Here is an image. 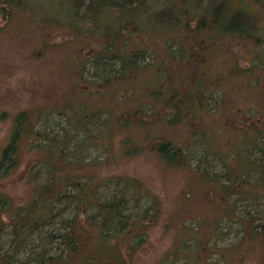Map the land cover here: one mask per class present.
Returning <instances> with one entry per match:
<instances>
[{
	"label": "rangeland",
	"instance_id": "rangeland-1",
	"mask_svg": "<svg viewBox=\"0 0 264 264\" xmlns=\"http://www.w3.org/2000/svg\"><path fill=\"white\" fill-rule=\"evenodd\" d=\"M1 1L0 264H101L109 256L118 260L119 264H264V197L240 198L236 193L231 194L227 198L233 205L234 214L219 221V209L216 208L219 204H214L211 198L204 197L207 184L202 182L203 174L197 170L207 169L217 174L221 180L226 179V170L219 158L212 152L209 153L203 141L201 145L198 144L200 142H194L188 164L169 166L161 158L151 138H164L173 143L185 144L186 138L189 137L187 128L178 127L168 120L170 118L176 121V116L167 113L160 117L158 108L162 112L163 107H157L155 112L158 116L155 119L146 115L147 126L144 129L134 127L132 130L123 128L122 121L116 114L110 120V113L113 111L119 112L124 107L138 106L144 100L151 102L154 97L150 94L144 95L149 91L145 87L160 85L156 74L162 66L160 62L169 64L170 71H173L176 58L183 55L185 49L174 43L175 41L166 43L163 38L165 35H154L150 38L139 31L138 37L142 39L139 46L144 49L150 46V49L134 55L136 62L144 68L139 74V79L125 86L133 85L135 93L125 98L115 97L114 93L117 92H114V88L107 89L99 83L103 81L104 76L112 75L121 68V60L109 59L102 54L99 43L104 42V39L98 32L96 37H87L85 33L78 37L77 33L69 32V28L61 22L73 18L68 8L73 6L74 0H11L12 4ZM144 1L76 0V4L79 10L84 12L89 10L88 7H95L100 3L109 6L114 4L124 9L131 5H143ZM197 1L196 4L199 5L205 3ZM224 1L231 7L239 6L247 8L248 11L252 8L247 7L249 2L246 0ZM253 1L254 4L258 3V0ZM171 4L173 5L171 0H147L143 16L156 26H161L156 21L155 12L161 13L159 17L170 18ZM197 10L199 8L195 9ZM240 14L243 16V22L252 25L253 17H249V13ZM91 15L96 17V20L101 18L102 23L115 20L116 16L114 10L97 11ZM193 15L185 19L188 26L196 23L200 13L195 12ZM176 21V17L170 21L174 30L178 28ZM94 24L88 21L85 27ZM258 24L259 27L264 26L263 16L259 17ZM68 25L72 26V23ZM138 25L143 26V23L139 22ZM96 26L97 23L95 28ZM146 27L150 28L148 22ZM85 29L83 32L89 33ZM105 29L110 28L106 25ZM261 30L263 29L256 31L261 33ZM191 34L194 33L184 34L183 42L189 48L194 45V51L199 52L195 47V37ZM146 36L147 40L144 41ZM175 37L176 33L173 38ZM84 42L85 46L82 48ZM233 44L232 48L227 47L230 50L220 45H212L207 50L202 78L208 84L218 78L217 85L232 93L237 101L245 106L248 101L260 98L255 96L254 92L248 94L245 85L248 79L245 76L232 72L233 59L245 53L239 43ZM77 49H82L79 55ZM97 50L98 54L90 58L80 56L84 51L85 54H93ZM202 58L204 59L203 56ZM81 60L87 65L83 72L88 83L98 92L97 96L87 92H71L72 69ZM153 63L157 64L148 66ZM75 72L74 69V76ZM174 78L176 79V75ZM193 81L191 90L196 91L195 79ZM183 83L184 78L181 76L175 85L180 86ZM166 90L162 87L163 93ZM149 92L157 95L160 90L151 89ZM221 98L222 92L219 89L216 92H206L208 107H214ZM118 100L122 101L117 102ZM84 106L88 112L83 111ZM102 106L105 108L102 114L95 112L102 109ZM207 118L210 124L213 122L214 127L221 124L220 114L217 112L208 113ZM109 120L112 123L106 127L110 123ZM15 129L21 132L12 146ZM69 133L73 136L71 148L79 147L86 137L96 140V135L99 134L97 140L104 139L101 140L102 145L93 141L94 144L88 145L86 150L81 149V153L83 150L88 158L99 157L98 161L94 162L96 166L90 165L88 169H84L75 160L70 164L68 156L61 159L55 156V149L50 148L53 137L55 141L59 140L60 148V139L63 136L65 139ZM129 137L134 143L141 142V148L128 153L124 142ZM200 137L201 135H198L199 139ZM254 157L264 163V144L258 146ZM86 173L95 174V184L98 187H94V193L99 202L127 195L134 210L149 209L145 217L146 223L138 226L136 230L137 234L142 235L139 243L135 241L133 245L124 237H121L123 241L120 242L112 238L103 241L96 234L81 230L77 235V242L70 249L64 241V235L69 231V220L79 208H76V203L66 206V198L53 201L52 189L63 188L62 191H67V182L63 175L77 176ZM58 174L63 180L54 184L52 181H57L54 176ZM128 179L133 180L134 184L143 190V194L131 196V188L125 185ZM85 180L87 182L85 176L79 178L80 186ZM45 184L49 185L51 190L48 195L42 196L43 209H46L49 203V214L53 212V205L54 211L61 212L54 219L49 217L44 220L43 216L38 227L33 223H23L25 213L40 203L41 191ZM68 190L76 191L73 188ZM90 190L92 189L87 184L86 191ZM206 194L208 195V192ZM213 197H216L215 193ZM226 203L229 204L227 200H222L223 208ZM153 207L154 212H157L155 216L150 214L153 213ZM63 208L65 210L62 211ZM94 212L96 208L86 209V215ZM204 223L208 227L207 230H204ZM199 237L203 238L204 243L199 241ZM108 245L111 248L109 250ZM55 259L59 261L53 263Z\"/></svg>",
	"mask_w": 264,
	"mask_h": 264
},
{
	"label": "trees",
	"instance_id": "trees-1",
	"mask_svg": "<svg viewBox=\"0 0 264 264\" xmlns=\"http://www.w3.org/2000/svg\"><path fill=\"white\" fill-rule=\"evenodd\" d=\"M3 1L12 4L11 0H2L1 2ZM124 1L129 2L130 0H123V2ZM198 1H203L205 3L199 5V3L196 4V0H171L173 5L171 4L172 12L170 18H164V16L159 17L161 13L155 12V16H157L156 21L161 24V26H156L154 22L151 23L147 17L143 16L147 5L150 7V4L147 3L146 5L147 0L144 1L143 5L139 4L136 7L131 5L124 9H121V6L116 7L114 4L109 6L100 3L95 7H88L89 10H85L84 12L79 10L78 4H76V0H74L73 6H69L70 8H68L72 12L73 18L69 21L61 20V22L63 21L64 26L69 28V32L77 33L78 37L84 33L87 37H96L98 32L104 39V42H98L102 54L109 59L118 58L121 60V68L116 70L112 75L104 76L102 78L103 81L99 83L101 86L107 87V89L114 88V92H117L114 93L115 97L125 98L129 96V94L132 95L135 93V87L133 85L125 86V84L139 79V74L142 68H144L143 65H139V63L136 62L137 59H134V55L140 52L144 53L150 49V46H147L148 49L139 46L142 42V39L138 37L139 31L147 34L150 38H153L154 35H165L163 38L166 40V43L175 41L174 43L185 49L184 54L176 58V69L173 67V71H170L169 64L165 65L160 62L162 66L156 73L160 85L145 87L149 91L151 89H156V91L160 90V93L157 95L154 94V96L153 93L149 91L145 92L144 88V95L150 94L154 97L151 102L144 100V102L140 103L138 106L132 108L124 107L120 109L119 112L113 111L110 113V115H112L110 116V120H112L116 114V117L122 121V127L132 130L134 127L144 129L147 126L148 120L145 117L146 115L150 117L153 116L155 119L158 116L155 112L157 107H163L162 112L158 108L161 114L160 117L167 113H170V116H176V121L170 118H168V120L172 122L171 124H176L178 127L182 126V128H187L189 137L186 138L185 144L178 142L173 143L171 140H165L164 138L154 137L151 139L155 142L161 158H163L169 166L188 164L194 142H200L198 143L199 145L205 143L209 153L212 152L219 158L226 170L225 180H221L217 174L207 171V169L206 171L203 169L197 171L203 174L202 182H206L207 184L204 197L211 198L214 204L220 205H216V208L219 209L217 213H219L220 221L221 219H228L231 214H234L233 205L227 198L230 197L231 194L236 193L240 198L256 199L264 197V163H261L260 160L254 157V153L258 146L264 144V26L261 25L259 27L258 24L259 17H264V0H258V3H256L257 7L256 4L252 3L254 2L253 0H246V2H249L247 7H252L249 11L247 8L244 9L239 6L231 7L227 5L224 0ZM224 5L225 7H222ZM38 6L40 7L39 4ZM175 6L177 7L176 9ZM194 8H199V10L195 11ZM108 10L115 11V20L102 23L101 18L96 20V17H92L91 15L93 12H105ZM44 12L46 13V11ZM195 12L200 13L199 17L197 16L195 20L196 23L192 26H188V21L185 22V19H187V16L195 14ZM241 12H247L250 14L248 15L249 17H253L252 25L243 22V16L240 14ZM174 17H176V24H178V28L176 27L175 30L173 29L174 26L170 24V21H172ZM88 21L95 24L97 23L96 28L95 24L91 27H85ZM139 22H142L143 26L140 25V27L138 25ZM147 22L150 24V28L146 27ZM70 23H72V26L68 25ZM106 25L110 28L109 30L105 29ZM84 28H86L85 30H88L89 33L83 32ZM261 28L263 30H261V33H258L256 30ZM62 29L64 28L62 27ZM187 32L194 33L191 35L195 37V47L200 50L199 52L194 51V45L192 49L183 42L184 34L187 35ZM175 33L176 37L173 38ZM147 36L144 41L147 40ZM233 42L239 43L245 53L239 58L233 59L232 72H237L245 76V78L248 79V82L245 84L247 85L246 89L248 94L250 95L254 92L256 93L255 96L260 98L252 99L251 102L248 101L245 106L237 101V98L234 97L232 93L221 89L217 85L216 82L219 81L218 78H214L213 82H209L210 84L202 78V69L207 59V50L210 49L212 45L215 47L220 45V47L230 50L227 49V47L232 48V46H234ZM84 46L85 42L81 47L83 48ZM78 50L79 49H77L79 55L82 49ZM98 51L99 50L95 51L93 54H85L84 51V53L82 52L83 55L80 54V56H87L86 58H90L92 55H97ZM156 64L157 63H153L148 66L151 67ZM86 66L83 60L77 62L75 67L73 66V76L71 75L73 84L71 92L76 93L79 91V93L82 94L87 92L93 96H97L98 92L94 91V87L88 83L85 73L83 72ZM74 69L77 72V75L75 72V76ZM165 73L167 74L165 75ZM175 75L176 79L174 78ZM181 76L184 78V83L180 86H176L175 83ZM192 79H195L196 91L191 90L193 87L192 83L194 82ZM161 86L167 89L165 93L162 92ZM218 89L222 92V98L214 107H208L207 100L205 99L206 92H216ZM120 101L122 100H118L117 102ZM104 109L105 108L102 106V109L95 110V112H100L102 114ZM83 111L88 112L89 110L84 106ZM90 111L94 112L92 110ZM213 111L219 113L221 119V124L216 127H214L213 122L210 124L207 120L208 113H214ZM19 122H21L20 119ZM111 123L112 122L106 127L110 126ZM20 132L15 129L12 146H14L15 139ZM198 135H201L200 139ZM96 136V140H94V138L90 140V137H86L84 143L80 144L79 147L73 148L70 146L73 139L70 133L65 139L64 136L60 139V143H62L60 148H58L59 140L55 141V137H53V144L50 148L52 147L55 149L56 155L54 153L51 154L60 159L63 156H68L70 158V164L76 161L78 162L77 164L81 165L84 169L90 165L96 166L94 162L98 161L97 158L99 157L88 158L86 156L87 154L83 153V150H86L88 145L91 146L93 141L97 144H103L102 141L104 139L101 138L100 141H98L97 138L99 139V134ZM224 137L226 139L225 141ZM196 138H198V140H196ZM45 139H47V137H45ZM201 141L203 142L201 143ZM124 144L126 148L128 147V153H132V150L136 148L139 149L142 146L141 142L134 143L130 137L125 140ZM223 145L226 148L225 150ZM129 146L131 148H129ZM81 149H83L82 153ZM55 168L56 171H58L57 167ZM84 176L87 178V182L85 180V182H82V186H80L79 178ZM54 177L57 179V181H52L54 184H56V182L61 183L62 180L65 179L68 188L76 189L75 192H71L68 188L67 191H62L63 188L56 190L55 187H53L52 189L53 201L66 198V206L76 203V208H79V211L69 220V231L64 235V241L69 245L70 249L73 248L77 242L76 238L81 230L94 233L103 241L112 238L120 242L123 241L121 237L129 239L133 245H135V241L138 243L141 241L142 235L137 234L136 230L138 226H142L146 223L145 217L149 209L144 211L140 209L138 211L134 210L129 201L130 197L127 195L113 198L106 202H99L94 193V187H98L95 184L96 179L94 173H86L85 175L80 174L77 176L63 175V179L59 174ZM87 184L88 187L92 189L89 192L86 191ZM125 185L131 188L133 192L131 196L143 194V190L137 184H134L133 180L128 179L127 182L125 181ZM50 190V186L45 184L41 191L40 203L31 207V209L25 213L23 223H33L35 227H38L43 216H45L44 220H48L49 217L54 219L61 212V210L58 212L54 211L55 205H53L51 209L53 212L49 214V203L48 207L43 209L44 204L42 196L48 195ZM207 192L208 195L206 194ZM213 193H215L216 197H213ZM222 200H227L229 203H226L224 208L222 207ZM233 203L236 204L235 202ZM154 205L155 203L152 206ZM87 208H96V212L86 215ZM155 209L157 210L156 206ZM63 210L65 209L63 208L62 211ZM150 214L151 216L157 214V212H154V207L153 213ZM85 222L87 224H85ZM208 223L209 222L206 221L207 225H209ZM258 226L259 225H256V227ZM207 229L208 227H206L204 223V230ZM202 232L204 231L202 230ZM248 233L251 234L249 231ZM199 241L204 243L202 237H199ZM109 245L108 250L111 249ZM111 257L112 256L106 257V261L101 264L120 263L118 260ZM119 257L123 260L121 255H119ZM56 260L58 259H55L53 263H57Z\"/></svg>",
	"mask_w": 264,
	"mask_h": 264
},
{
	"label": "bare ground",
	"instance_id": "bare-ground-1",
	"mask_svg": "<svg viewBox=\"0 0 264 264\" xmlns=\"http://www.w3.org/2000/svg\"><path fill=\"white\" fill-rule=\"evenodd\" d=\"M98 224V223H97ZM93 225V224H92ZM93 226H95V225H93ZM56 258V257H55ZM59 261V260H58ZM65 262V261H64Z\"/></svg>",
	"mask_w": 264,
	"mask_h": 264
}]
</instances>
